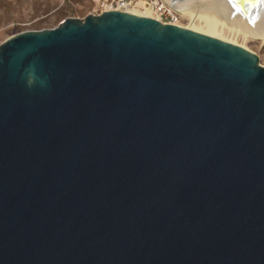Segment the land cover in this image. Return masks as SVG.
Returning a JSON list of instances; mask_svg holds the SVG:
<instances>
[{
  "label": "water",
  "instance_id": "obj_1",
  "mask_svg": "<svg viewBox=\"0 0 264 264\" xmlns=\"http://www.w3.org/2000/svg\"><path fill=\"white\" fill-rule=\"evenodd\" d=\"M0 264H264L258 56L122 10L2 41Z\"/></svg>",
  "mask_w": 264,
  "mask_h": 264
},
{
  "label": "rangeland",
  "instance_id": "obj_2",
  "mask_svg": "<svg viewBox=\"0 0 264 264\" xmlns=\"http://www.w3.org/2000/svg\"><path fill=\"white\" fill-rule=\"evenodd\" d=\"M110 2V0L101 2L97 0H0V43L22 31L53 28L65 18L83 19L89 14H100ZM140 2L143 6L139 5ZM148 2L150 0H134L129 9L135 7L143 11L144 7H148ZM150 12L155 18L153 10ZM189 22L188 18L179 15V26H187ZM223 34L233 38L235 40L233 44L255 53L259 63L264 65V42L258 38L234 36L227 31Z\"/></svg>",
  "mask_w": 264,
  "mask_h": 264
},
{
  "label": "bare ground",
  "instance_id": "obj_3",
  "mask_svg": "<svg viewBox=\"0 0 264 264\" xmlns=\"http://www.w3.org/2000/svg\"><path fill=\"white\" fill-rule=\"evenodd\" d=\"M141 2L139 5L143 6ZM175 7L181 16L190 21L187 26H183L185 28L232 43L235 40L224 36V31L234 36L240 35L243 38H258L264 42V19L259 23H248L235 14L225 0H182ZM127 11L154 18L147 7H144L143 11L135 7Z\"/></svg>",
  "mask_w": 264,
  "mask_h": 264
},
{
  "label": "built area",
  "instance_id": "obj_4",
  "mask_svg": "<svg viewBox=\"0 0 264 264\" xmlns=\"http://www.w3.org/2000/svg\"><path fill=\"white\" fill-rule=\"evenodd\" d=\"M98 2H101L102 0H97ZM106 8H104L102 11L105 10H122L127 11L131 7V3L134 0H110ZM148 7L153 10V13L155 15V19L159 20L162 23H169L178 25L179 21V15L180 13L170 6H168L164 1L162 0H150V2L147 3ZM150 10V9H149ZM150 10V11H152Z\"/></svg>",
  "mask_w": 264,
  "mask_h": 264
}]
</instances>
